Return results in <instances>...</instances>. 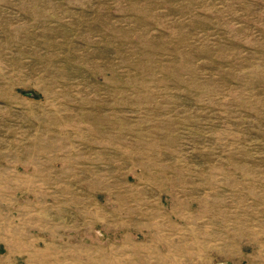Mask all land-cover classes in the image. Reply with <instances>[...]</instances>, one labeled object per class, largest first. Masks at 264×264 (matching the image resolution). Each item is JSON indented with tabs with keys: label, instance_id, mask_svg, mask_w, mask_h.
Returning a JSON list of instances; mask_svg holds the SVG:
<instances>
[{
	"label": "rangeland",
	"instance_id": "374dc122",
	"mask_svg": "<svg viewBox=\"0 0 264 264\" xmlns=\"http://www.w3.org/2000/svg\"><path fill=\"white\" fill-rule=\"evenodd\" d=\"M0 264H264V0H0Z\"/></svg>",
	"mask_w": 264,
	"mask_h": 264
}]
</instances>
